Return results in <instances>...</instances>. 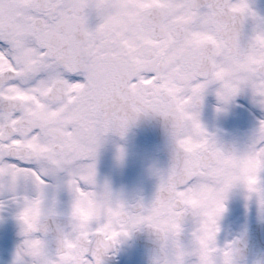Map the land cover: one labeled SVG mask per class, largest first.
I'll use <instances>...</instances> for the list:
<instances>
[{
    "label": "snow or ice",
    "instance_id": "6c2138e0",
    "mask_svg": "<svg viewBox=\"0 0 264 264\" xmlns=\"http://www.w3.org/2000/svg\"><path fill=\"white\" fill-rule=\"evenodd\" d=\"M130 7L128 0H0V174L7 171L15 177L13 184L0 182V195L17 208L29 200L33 208L39 203L35 191L33 195L20 191L25 183L47 197L46 177L57 178L56 187L64 186L61 178H66L72 191L87 194L96 182L100 137L108 132L123 137L141 110L147 114L149 109H164L169 105L162 101L172 100L171 106L181 111L193 130V136L178 141L179 149L189 156L183 182L173 183L171 172L166 182L160 174L154 197L146 205L142 200L129 203L122 199L104 181V190L115 196V205L90 222V230L82 234L86 245L78 249L69 245L71 250L60 254L58 264H105L110 250L140 226L179 228L188 217L200 229L197 238L207 249V241L215 239L220 230L218 221L227 194L197 201L191 196L192 187L209 175H220L227 184L234 156L202 124L200 111H183L186 99L199 103L201 110L209 86L220 87L216 96L228 103L241 92L251 93L256 83H264V70L251 58V81L232 78L219 63L232 48L225 19L231 24L242 11L252 13L241 27V45L248 42L253 23L264 27V16L257 15L248 0H164L155 15L143 13V27L164 42L163 54L156 48L133 52L112 40L115 19ZM180 13L191 15V22L171 24L172 17ZM193 32L208 33L215 42L189 43ZM173 54L175 58L170 59ZM144 55L154 57L153 62L129 73L130 58ZM49 86L63 89L66 95L53 98ZM74 88L78 91H70ZM16 93L32 98L21 100ZM69 96L76 99L68 103ZM45 105L48 109L64 107L52 116ZM130 105L135 115L129 114ZM49 142L54 144L55 161L37 156L29 147L34 144L40 149ZM242 152L246 168L260 176L264 171V119ZM123 155V148L118 147L117 159ZM163 193H168L167 199ZM3 204L0 201V207ZM181 217L182 223H177ZM16 218L28 230L35 228L34 216L27 209Z\"/></svg>",
    "mask_w": 264,
    "mask_h": 264
},
{
    "label": "clouds",
    "instance_id": "9594fccd",
    "mask_svg": "<svg viewBox=\"0 0 264 264\" xmlns=\"http://www.w3.org/2000/svg\"><path fill=\"white\" fill-rule=\"evenodd\" d=\"M228 11L230 12L231 9ZM105 14L112 15L113 13L107 12ZM227 15L228 13H225V17ZM249 17H252V13L244 10L231 24H228L227 19H225L227 24L225 34L231 40L232 48L224 54L219 62L224 65L226 72L232 78L242 82L244 80L251 81L252 70L251 66L248 65L250 58L254 60L258 68L264 70V27L253 23L248 42L244 45L240 43L241 27L244 20ZM205 56L207 57L208 54L205 53ZM202 66L206 72L207 67ZM179 68L180 65L178 64L175 70L178 71ZM211 83L214 82H210V85ZM213 91L216 95L220 91V87H215ZM48 92L52 93L53 98L66 95L63 89L55 88L54 90V86H49ZM250 94L253 102L264 109V83H256ZM218 101L220 102L217 106L218 112L226 111L230 102L225 103L219 99ZM162 103L169 106L164 109H149L147 114L141 110L140 117H157L163 125L171 146V163L166 171L157 174L158 176L163 174L167 182L169 172H171L172 182L178 184L183 182L187 175L186 162L189 159V156L179 149L178 141L193 136V130L184 119L181 111L171 106L172 100H164ZM44 108L50 114L56 110L48 109L47 105ZM25 111L28 112L29 109L26 107ZM183 111L199 113L200 105L196 102L188 103L186 99ZM129 114H136L131 105L129 106ZM105 136L106 134L100 137L101 143ZM223 147L226 153H231L234 156L227 173L230 180L225 184L220 175H209L202 178L193 185L192 198L197 201H206L209 197L220 198L225 193L228 195L232 189L241 187L246 198L256 197L259 210L264 212V183L261 182L258 172L246 168V154L242 151L237 153L234 151L235 148L224 145ZM32 151L45 160H56L52 142L48 143L47 150L33 149ZM0 182L13 184L15 177L6 171L0 174ZM61 182L71 195L70 206L66 213L59 212L52 203L48 202L47 197L42 195L39 188H32L36 193L34 199L39 201L35 208L32 207L31 200L22 202L21 207L17 208L16 216L25 209L28 210L30 217L34 216L35 228L28 230L19 221L21 240L14 251L12 264H42L43 261H47L48 264H58L60 254L71 250L69 245L76 249L86 245L87 240L82 234L86 230H90V222L98 220L102 214H105L110 207L115 205V196H108L104 190V182H98L97 178L95 184L85 195L72 191L67 186L66 178H61ZM167 197L168 193L162 194V198L167 199ZM182 219V217L178 218L176 222L182 223ZM141 228H146L152 234L153 248L149 257V264H240L244 255L242 238L233 240L227 246H220L216 237L207 241V249H205L197 238L201 234L197 226L191 229L187 238L184 236V226L171 228L168 226L142 225L137 230Z\"/></svg>",
    "mask_w": 264,
    "mask_h": 264
},
{
    "label": "flooded vegetation",
    "instance_id": "af4514ba",
    "mask_svg": "<svg viewBox=\"0 0 264 264\" xmlns=\"http://www.w3.org/2000/svg\"><path fill=\"white\" fill-rule=\"evenodd\" d=\"M248 2L257 15L264 16V0H248ZM128 3L132 7L115 19V27L113 29L115 36L112 37V40H119L120 43L133 52L140 49L150 52L153 48H156L163 54L161 45L164 42L156 39L150 33V30L143 27L145 17L142 14L152 11L153 15H155L156 11L163 5L164 0H128ZM191 20L190 15L180 13L174 15L170 23L182 26L190 23ZM125 33H130V35L121 39V37L125 36ZM209 41L215 42L210 34L193 32L189 43L200 46ZM174 58L175 54L170 57V59ZM153 60L154 57L149 59L146 55L132 56L127 71L134 74L138 69L150 65ZM75 78L82 79V77ZM144 83H151V81H144ZM162 86H166V84ZM214 88L215 85L210 86L204 96L200 110V120L209 132L215 134L219 143L226 147L243 151L250 143L259 121L264 119V109H261L253 102L248 91H244L234 97L226 111L218 112L217 106L220 102L213 91ZM168 90L172 91V89ZM70 91H78V89L74 88L70 89ZM15 96L21 100L32 98L20 93H16ZM75 99L76 96H69L68 103ZM62 110L63 107L56 109L51 115L55 116ZM66 135L71 136L72 133L68 132ZM14 143L18 144L20 141H14ZM105 145L107 144H105V139H103L99 150L104 151ZM29 147L37 149L34 144H30ZM40 150H47V147L40 146ZM104 155H111V157L102 161L103 175L98 177L99 181H107L110 187L118 186L119 179H115L113 176L115 172L119 171L117 148L112 146V149H105ZM164 157L166 162L162 166L161 172L166 171L169 167V161L165 154ZM97 163L98 158L96 157V168L100 167ZM260 177L261 182L264 183V171H261ZM46 180L49 184L46 194L48 202L52 203L59 212L66 213L70 206V193L62 185L56 187L59 183L57 178L47 177ZM158 183L159 176L148 175L143 183H139V188L131 194L128 202L134 203L137 200H142L147 205L153 199ZM20 191L27 195L34 194L30 183L22 185ZM0 201H4L3 206L0 207V264H12L14 251L21 240L20 225L16 218L17 207L8 201L5 195H0ZM260 222H264V212L259 210L256 197L246 198L241 187L232 189L225 200V211L218 221L220 228L217 233L218 245L223 246L237 238H242L244 255L240 264H257L259 260H262V264H264V247L260 249L258 257L250 253L251 249H256L252 247L256 237H250V230L254 224ZM193 227L192 219L190 217L186 218L184 223L185 238L190 235ZM143 230L151 234L146 228L133 231L128 237L123 238L115 249L110 250L108 256L105 257V264H149V261L146 262L144 260L143 252L138 248L135 238V233ZM148 239H151V237L149 236Z\"/></svg>",
    "mask_w": 264,
    "mask_h": 264
},
{
    "label": "rangeland",
    "instance_id": "374dc122",
    "mask_svg": "<svg viewBox=\"0 0 264 264\" xmlns=\"http://www.w3.org/2000/svg\"><path fill=\"white\" fill-rule=\"evenodd\" d=\"M107 138V136H105ZM104 137V138H105ZM118 145L105 140L104 151L99 150L97 154L98 165L96 168L97 181L99 176L103 175L102 161L110 159L111 155H104L105 149L122 147L123 159L118 160L119 171L113 175L119 179L118 186L111 187L114 193H119L126 201L130 200L131 194L139 188V183H143L148 175L158 177V172L162 171L165 164L163 154L156 142H146L139 136V132L134 130L125 139H114ZM47 178V177H46Z\"/></svg>",
    "mask_w": 264,
    "mask_h": 264
},
{
    "label": "water",
    "instance_id": "95a60500",
    "mask_svg": "<svg viewBox=\"0 0 264 264\" xmlns=\"http://www.w3.org/2000/svg\"><path fill=\"white\" fill-rule=\"evenodd\" d=\"M119 95L120 93L117 92V96ZM134 127L138 128L145 138L149 140L157 139L159 141L160 146H162L163 150L168 154L171 161V146L169 143L168 136L159 118L142 116L127 129L125 135L130 131V129ZM138 242L140 246H145V240L140 238Z\"/></svg>",
    "mask_w": 264,
    "mask_h": 264
}]
</instances>
